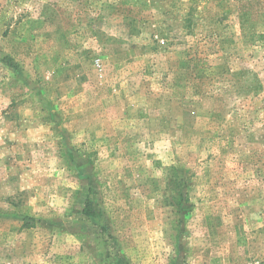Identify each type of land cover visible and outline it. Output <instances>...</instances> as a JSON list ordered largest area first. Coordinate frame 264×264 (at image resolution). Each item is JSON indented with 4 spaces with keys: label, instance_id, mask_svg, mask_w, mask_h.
<instances>
[{
    "label": "rangeland",
    "instance_id": "1",
    "mask_svg": "<svg viewBox=\"0 0 264 264\" xmlns=\"http://www.w3.org/2000/svg\"><path fill=\"white\" fill-rule=\"evenodd\" d=\"M250 33L264 0H0V264H264Z\"/></svg>",
    "mask_w": 264,
    "mask_h": 264
},
{
    "label": "trees",
    "instance_id": "2",
    "mask_svg": "<svg viewBox=\"0 0 264 264\" xmlns=\"http://www.w3.org/2000/svg\"><path fill=\"white\" fill-rule=\"evenodd\" d=\"M241 22H242V28L244 29V27L246 26V23H249L251 21V14L248 12H244L242 14V17H241ZM250 35V36H249ZM248 35V39H249V42H255L257 37H260V39H263L264 36H256L255 33H250ZM247 88H246V92L247 93H253L254 95H258L260 92L263 91V84L261 82V80L259 79V77L256 75V74H252L248 80H247ZM87 215L88 216H92L93 215V212H87Z\"/></svg>",
    "mask_w": 264,
    "mask_h": 264
}]
</instances>
